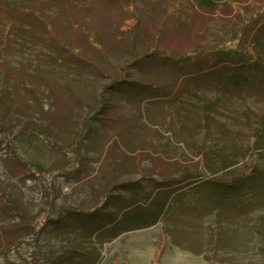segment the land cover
Wrapping results in <instances>:
<instances>
[{
  "label": "rangeland",
  "instance_id": "1",
  "mask_svg": "<svg viewBox=\"0 0 264 264\" xmlns=\"http://www.w3.org/2000/svg\"><path fill=\"white\" fill-rule=\"evenodd\" d=\"M0 264H264V0H0Z\"/></svg>",
  "mask_w": 264,
  "mask_h": 264
},
{
  "label": "trees",
  "instance_id": "2",
  "mask_svg": "<svg viewBox=\"0 0 264 264\" xmlns=\"http://www.w3.org/2000/svg\"><path fill=\"white\" fill-rule=\"evenodd\" d=\"M207 2H209V0H207ZM158 206L160 207V210H159L160 213H162L166 209V207H167L165 203L162 204V205H158Z\"/></svg>",
  "mask_w": 264,
  "mask_h": 264
}]
</instances>
